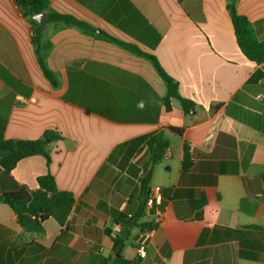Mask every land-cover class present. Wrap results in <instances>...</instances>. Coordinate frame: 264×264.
I'll use <instances>...</instances> for the list:
<instances>
[{"label":"crops","instance_id":"crops-1","mask_svg":"<svg viewBox=\"0 0 264 264\" xmlns=\"http://www.w3.org/2000/svg\"><path fill=\"white\" fill-rule=\"evenodd\" d=\"M229 1L49 0L39 24L15 0H0L1 135L60 136L47 148L49 166L38 154L9 172L0 165V192L15 184L34 191L50 173L74 197L66 223L48 218L42 234L20 228L0 202V264H264V77L248 82L258 70L264 75V63L239 48ZM234 2L263 42L264 0ZM48 14L73 16L94 31L47 22ZM36 29L56 87L38 66ZM107 36L154 56L193 103L189 113L177 99L167 109L152 64ZM158 139L166 147L153 165ZM153 187L160 200L145 206ZM140 207L115 252L110 232ZM146 231V255L138 258Z\"/></svg>","mask_w":264,"mask_h":264},{"label":"trees","instance_id":"trees-1","mask_svg":"<svg viewBox=\"0 0 264 264\" xmlns=\"http://www.w3.org/2000/svg\"><path fill=\"white\" fill-rule=\"evenodd\" d=\"M15 2L26 14L32 15L44 13L49 6V0H15ZM227 11L231 19L237 44L242 53L247 59L257 64L264 63V41L259 42L256 39L250 22L246 17L237 13L234 0H230L227 4ZM46 21L74 26L88 32L94 31L91 25L70 15L48 14ZM32 23L35 22L32 21ZM107 38L119 46L128 49L132 53L146 58L152 64L166 87V95L162 101L167 109H170L171 99H177L181 104L182 111L186 114L189 113L193 108V103L180 97L177 83L162 69L154 56L143 53L133 45L119 42L108 36ZM40 40L41 32L36 29L32 34V44L38 66L44 78L52 87H56V78L46 65ZM263 77V73L258 70L250 76L248 82L254 83L263 79ZM2 127L3 126H0V154H3V156L0 158V165L6 172H9L21 159L36 154L43 156L47 166H49L50 156L47 148L52 141L60 139L58 133L46 131L42 138L38 140H11L2 137ZM156 143L157 148L152 159L153 165L161 158L162 151L166 147V144L160 142L159 139ZM182 165L183 170L187 169L189 166L187 147L184 148V161ZM36 181L38 188L34 191L29 190L25 186L15 184L11 190L0 192V202L5 203L12 209L17 217V223L20 228L27 232L42 234V224L48 218H52L59 225H64L66 223L67 217L74 205V197L68 192L60 191L56 186L54 177L50 173L38 177ZM147 183L148 176L143 180V189H145ZM143 203L144 202H140V205H143ZM141 217L142 207L138 209L134 216L121 222L122 229H120L115 238L112 239L115 252L120 251L124 242L128 239L131 229L137 226L136 221ZM140 227L149 230L153 229L151 225L147 224H141Z\"/></svg>","mask_w":264,"mask_h":264},{"label":"built area","instance_id":"built-area-1","mask_svg":"<svg viewBox=\"0 0 264 264\" xmlns=\"http://www.w3.org/2000/svg\"><path fill=\"white\" fill-rule=\"evenodd\" d=\"M261 99V96H258ZM160 191L159 187L150 188L145 197V206H151L153 203L160 200ZM120 231V226L115 225V228L110 232L111 239L115 238L116 234ZM149 242V232H144L139 238L136 245V255L138 258H143L146 255V249Z\"/></svg>","mask_w":264,"mask_h":264},{"label":"water","instance_id":"water-1","mask_svg":"<svg viewBox=\"0 0 264 264\" xmlns=\"http://www.w3.org/2000/svg\"><path fill=\"white\" fill-rule=\"evenodd\" d=\"M33 19L37 23L42 24V23H44V21L46 19V15L44 13L36 14V15L33 16ZM142 200H144V198H142Z\"/></svg>","mask_w":264,"mask_h":264}]
</instances>
